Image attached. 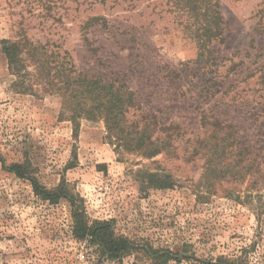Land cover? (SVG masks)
Segmentation results:
<instances>
[{"label":"rangeland","instance_id":"obj_1","mask_svg":"<svg viewBox=\"0 0 264 264\" xmlns=\"http://www.w3.org/2000/svg\"><path fill=\"white\" fill-rule=\"evenodd\" d=\"M35 1L0 0V40L19 31L58 46L79 71L131 88L130 121L152 113L180 136L173 152L144 158L112 145L102 121L74 129L58 97L11 86L0 45V264H89L91 250L71 233L67 200L39 199L9 171L13 163L46 189L64 179L89 220L109 221L128 239L134 251L119 264H264V179L224 182L198 198L203 160L182 149L209 134L201 126L209 109L264 150V0H219L222 41L210 45L207 64L168 0H50L49 11ZM93 17L102 19L88 27ZM152 174L171 186L153 185Z\"/></svg>","mask_w":264,"mask_h":264},{"label":"trees","instance_id":"obj_2","mask_svg":"<svg viewBox=\"0 0 264 264\" xmlns=\"http://www.w3.org/2000/svg\"><path fill=\"white\" fill-rule=\"evenodd\" d=\"M168 1L172 11L179 18L184 17L183 27L195 43L198 59H203V64L213 61L209 47L213 42L222 41L223 31L219 0ZM32 4L46 11L52 8L50 0H36ZM101 19L91 18L87 21L88 27L98 25ZM17 33L14 38L0 40L8 71L13 76L11 86L15 90L34 95L38 91L55 95L60 99L59 115L66 116L74 129L79 127L81 119L102 121L106 138L119 150L153 158L176 149L173 142L180 136L177 125L166 126L152 113H145L132 121L128 119L127 115L137 108V104L134 92L126 83L101 73L87 75L79 71L69 54L58 46L32 41L25 34ZM210 113L208 109L201 116V126L209 134L192 140L194 142L188 139L189 142L182 145L188 160L195 157L203 160L202 174L194 186L197 197L203 199L216 193L217 187L224 182H247V187H251L257 178L264 179V150L241 142L243 130L240 131L239 126L214 113L210 117ZM28 167L13 163L9 171L28 179L33 193L42 201L57 203L60 199L67 200L71 208V233L78 241H85L86 248H91L85 252L89 264H119L134 251L130 241L117 235L109 221L89 220L83 199L71 190L68 182L62 179L54 188L46 189L27 172ZM154 177L155 174L150 176L153 185L171 186L169 176L155 181L152 180ZM161 258L162 262L167 260L163 254L157 259Z\"/></svg>","mask_w":264,"mask_h":264}]
</instances>
